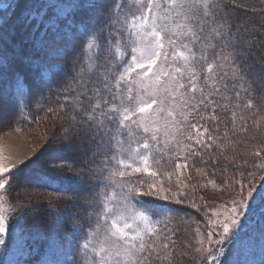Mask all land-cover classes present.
Instances as JSON below:
<instances>
[{
	"label": "snow or ice",
	"instance_id": "obj_1",
	"mask_svg": "<svg viewBox=\"0 0 264 264\" xmlns=\"http://www.w3.org/2000/svg\"><path fill=\"white\" fill-rule=\"evenodd\" d=\"M248 7L247 0H24L16 15L4 5L0 112L57 119L53 154L35 163L44 186L55 179L70 186L54 189L65 195L48 197L41 221L8 194L32 198L24 169L33 161L0 163V264H25L38 235L48 248L39 264H67L66 248L78 257L71 264L195 256L201 264H249L241 257L250 214L264 252V183L238 182L239 199L213 211L209 230L197 226L190 239L171 206L184 204L186 193L164 187L175 176L178 189L188 188L181 178L189 166L207 175L197 161L237 168L248 156L264 161V0L251 6L258 20L234 14ZM254 166L264 172V163Z\"/></svg>",
	"mask_w": 264,
	"mask_h": 264
},
{
	"label": "rangeland",
	"instance_id": "obj_2",
	"mask_svg": "<svg viewBox=\"0 0 264 264\" xmlns=\"http://www.w3.org/2000/svg\"><path fill=\"white\" fill-rule=\"evenodd\" d=\"M7 1L8 0H0V6L3 7L7 3ZM16 10H18V8H16ZM9 12L11 11L9 10ZM3 14V11L0 12V15ZM7 112H9V109H7ZM2 113L3 112H0V126L2 121L4 120L1 115ZM261 127V135H264V123ZM52 128L53 126L47 129V134L51 132ZM38 136L39 135H32L20 130L10 129L7 126L3 128L0 127V163L11 166L13 164H19L21 161H26L29 158L37 159L39 151H42V140L46 141V138H39ZM239 147L241 149V146ZM256 159L259 160L258 158H255V160ZM198 163L200 162L197 161L196 164ZM24 174L29 178V175H27V173L24 172ZM213 174L215 173H210L209 175H207V177L213 180ZM245 177L242 174H224L221 178L217 177L218 179L216 181V188H213L212 185L208 183V180L203 177V179L201 180L202 182L198 181V185L196 186L195 175H193V173L191 174L187 168L186 170H184V177H182L181 179L182 184H187L189 186L188 188L178 189L175 176L172 178L171 183L165 181L164 187L171 188L173 192H176L178 190L184 191L187 197L185 200V204L189 205L190 202H194L200 207L201 210L198 212L199 214L202 213L204 221L198 226L203 232L206 233L209 230V219L215 218L212 216L213 211L222 213L225 210V205L227 203H230L233 199H239L238 193L240 191V188L238 187V182L242 183L245 188H247L251 184L255 185L258 189H260V185L264 183V172H261L258 169L257 173L255 174L254 180L251 179V177H249L248 175ZM240 178H242V180H240ZM29 184L30 182L28 181L27 186L32 193L31 199L25 200V193L22 190H14L12 192V195L11 193L8 194L11 196L13 202L15 203H29L30 205L27 206L29 209L28 214L30 217H32L34 216L35 212L37 213L38 211H45V208H43L44 205L41 204V201L43 202V200L40 201V199H42V197L46 199L50 197V194L41 193L37 190L34 191V189L31 188ZM260 190L264 191V189ZM251 218V214L249 215V217L245 218V225L247 224V221L251 220ZM256 227L257 226L254 224V227L249 232H247L243 238V245L245 247L244 256L241 257V259L246 258L249 264H256L262 258H264V252H262L261 250L259 232L256 230ZM190 238L191 234L188 239ZM46 239L47 238L44 235H38L35 237V240L38 242L36 245L37 251L24 258L25 264H39V261L43 258V256L45 254H48V248L45 242ZM11 242L12 237L11 235H9V246H11ZM65 253L66 255L64 256V259L66 260L67 264H71V260L75 259L76 255L74 254L72 248H66ZM1 256L3 257L4 254L1 253ZM1 256L0 258H2ZM183 260L184 262H186H183L184 264H201L199 256H195L192 259Z\"/></svg>",
	"mask_w": 264,
	"mask_h": 264
},
{
	"label": "trees",
	"instance_id": "obj_3",
	"mask_svg": "<svg viewBox=\"0 0 264 264\" xmlns=\"http://www.w3.org/2000/svg\"><path fill=\"white\" fill-rule=\"evenodd\" d=\"M18 2L20 3V7L18 8V10H16L17 7H15V5ZM23 3H24V0H8L6 4L13 5V9H10V11L14 10L16 12V15H19L21 8L23 7ZM237 3L238 4L241 3V0H237ZM247 3L249 5L247 10L244 8H238L235 10L234 14H238L241 17H244L245 15H247L250 19L258 20L259 19L258 16H255V17L252 16L251 6L254 3L258 5L259 0H247ZM3 7L0 6V12H2ZM260 91H261V89L258 86L257 91H256L257 99L259 97ZM7 109L8 108L5 107L4 111H2L3 113L1 114L3 119H4L1 123V126H0L1 128L7 126L10 129L20 130L22 132H27V133H30V134L36 135V136L39 135L38 136L39 138H41V137L46 138V141L42 140V142H43V144L41 145L42 151H39V153L37 155V159L36 158H29L33 161V163L29 164L28 167L24 169V172L27 173V175H29L28 181L30 182V184H29L30 187L33 188L34 191L37 190V191H40L41 193H48L52 197H61V196L65 195V193L63 191H54V189L68 188L70 186L69 182L67 180L55 179V180L49 181V183L52 184V187L44 186V184H42L41 181L39 180V177L41 175H43V172L41 169L37 168V165L35 163L37 160L47 161L48 159L51 158L53 151H54V145H55V141L52 140V137L53 136L58 137L59 135L62 134L60 131H58L57 119L55 117L42 118V117H44L43 112H32L31 118L25 119V118L17 117L15 115L11 114L10 110H9V112H7ZM263 123L264 122H262V125H263ZM51 126H53V128H52L51 132L47 134V129H49ZM237 127H239V124L237 125ZM240 146H241V149H240V147H238L237 152L239 153V155L241 157H243L244 152L247 151V148L244 144H241ZM228 156H229V160H231V156H232L231 149L228 152ZM29 159H27L25 162L29 161ZM246 159L248 160L247 165L244 167H240V168H237L236 166L229 165L228 162L224 161L223 159H221L220 165L216 166V167H213L211 163L208 164L207 166L198 163V164H196V167L200 168L201 172L207 173V175H209L210 173L211 174L215 173V174H213V180L217 181V179L221 178L222 175H224V174H229V175L242 174L244 177L247 176L248 173H255L256 174L257 168L254 165L264 163V161H262V160H257V159L255 160V157H253V156L246 157ZM241 163H242V160L237 159L236 165H240ZM188 170L191 174L193 173V175H195V179H196L195 185L196 186L198 185V181L202 182L201 180L203 179V177L206 180L211 179V178L207 177V175L202 176L199 172L196 171L195 167L189 166ZM233 172H235V173H233ZM240 180H242V178H240ZM28 181H27V184H28ZM71 187H78V185L73 183L71 185ZM33 189H31V190H33ZM13 191L14 190H9V193H11V195H12ZM44 199L45 198L42 197V199H40V201L43 200V202L41 201V204L44 205L43 208H45V211H38L37 213L36 212L34 213V217L38 218L41 221H46L48 216H49V212H48L49 206L47 203L48 198H46L45 200ZM37 204H39V203H37ZM41 204H39V205H41ZM29 205H30L29 203L26 204V206H29ZM171 206L173 208L180 209L179 216L182 218V221H183V223L180 224V227L182 229L186 230L185 232H182V234H181L182 239L183 238H189L190 234L192 237L194 228L197 227L198 225H200L204 221L202 213L199 214V212L195 208L189 207L185 203L182 205L172 204ZM43 208H41V209H43ZM253 219H255V218L252 217L251 220H253ZM175 226L176 225L173 224V227H175ZM245 227L247 229V232H249L254 227V224H249L247 221V224L245 225ZM1 253L4 254L3 248H0V256H1ZM75 259H78V257L76 256ZM260 261L256 264H260ZM183 262H184V260L183 261L181 260L179 262V264L186 263V262H184V263Z\"/></svg>",
	"mask_w": 264,
	"mask_h": 264
}]
</instances>
